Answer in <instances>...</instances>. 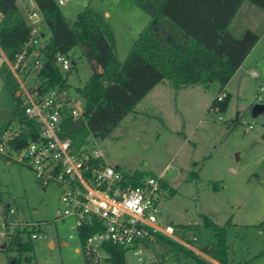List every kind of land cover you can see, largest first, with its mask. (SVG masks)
<instances>
[{
	"label": "rangeland",
	"instance_id": "1",
	"mask_svg": "<svg viewBox=\"0 0 264 264\" xmlns=\"http://www.w3.org/2000/svg\"><path fill=\"white\" fill-rule=\"evenodd\" d=\"M27 1H19L24 13ZM87 6L113 29L117 54L124 60L148 24V13L135 0H66L60 4L71 22ZM254 8L256 13L251 16L237 17L232 31L237 33V28L244 25L263 32L264 10L257 5ZM45 31L49 37L50 32ZM71 54L68 91L84 108L76 87L90 75V65L79 47L73 48ZM249 61L260 76L245 69L231 81L226 88L231 92L226 111L209 110L221 91L217 82L196 83L177 90L167 79L101 140L106 161L113 166L118 164L124 172H140L144 176L164 172L175 192L168 195L167 191L162 198L159 217L163 223L174 224L183 240L197 237L195 245L199 248L210 245L212 234L202 224L203 215L226 226L228 259L233 264L249 258L264 264V234L259 227L264 220V113L255 117L251 114L255 103H264V91L260 90L264 85V39ZM31 83L29 78L27 84ZM12 107L0 75L1 125L11 118ZM248 123L252 126L248 127ZM0 182L4 200L14 209L8 229L0 206V264H13L14 258H22L23 264H87L82 241L72 228L75 219H56L61 195L58 186H43L32 169L15 161L6 162L1 156ZM36 222H40L47 237L31 239L34 249L22 255L10 248L14 246V228L34 230ZM23 238L28 240L29 235L23 233ZM27 255H31L29 262L25 260ZM142 257L139 259L132 249L126 250L128 264H144L146 260L199 264L193 257L176 255L167 241H158Z\"/></svg>",
	"mask_w": 264,
	"mask_h": 264
},
{
	"label": "trees",
	"instance_id": "2",
	"mask_svg": "<svg viewBox=\"0 0 264 264\" xmlns=\"http://www.w3.org/2000/svg\"><path fill=\"white\" fill-rule=\"evenodd\" d=\"M34 1L43 16V33L45 30L50 32L49 37L45 35L46 42L40 48L42 67L35 81L39 93L44 95L54 89L68 91L71 70L63 72L57 66L58 53L72 59L71 51L79 47L90 65V75L82 85L76 87L78 97L84 101L82 116L74 119L66 108L62 112V133L69 135L76 145L83 144L90 135L98 140L108 137L158 83L167 79L177 90L191 84L217 82L220 93L225 91L226 95L223 100H213L209 110L226 111L231 99L226 86L260 37L252 29H246L241 36L234 35L230 29L233 18L246 0H135L136 5L150 18L126 58L121 60L113 29L92 7L87 6L70 22L58 0ZM248 1L264 10V0ZM0 12V49L13 62L25 47L31 27L18 0H0ZM0 75L13 106L11 118L4 125L0 120V134L6 129L25 124L27 128L10 142L12 147L19 149L29 138H37L41 129L27 116L20 83L5 60L0 64ZM0 156L8 160L2 154ZM143 177L144 174L133 172L131 180L136 184ZM162 185L168 195L175 192L165 178ZM0 206L4 223L9 229L14 213L10 203L3 198L1 182ZM202 224L211 232L213 240L208 247L200 248L221 264H233L228 259L226 226L218 225L207 215L202 216ZM183 227L191 228L187 225ZM259 227L264 234V220ZM34 230L16 226L11 233L14 246L10 248L17 249L21 255L32 251ZM41 230L39 226L37 231L44 233ZM90 231L93 230L80 233L82 242ZM23 233L29 235L28 240L23 238ZM158 241L169 242L176 255L193 257L199 264H215L160 233L156 234L155 241L149 247L154 248ZM107 250L110 253L108 264H128L127 249L109 243ZM25 260L29 262L31 255L25 256ZM13 264H23V259L14 258ZM144 264L162 262L146 261ZM236 264L252 263L244 260Z\"/></svg>",
	"mask_w": 264,
	"mask_h": 264
},
{
	"label": "built area",
	"instance_id": "3",
	"mask_svg": "<svg viewBox=\"0 0 264 264\" xmlns=\"http://www.w3.org/2000/svg\"><path fill=\"white\" fill-rule=\"evenodd\" d=\"M65 1L58 0L59 4ZM24 7L31 27L25 47L13 62L4 56L1 49L0 54L1 60L8 63L20 83L27 116L40 126L41 131L37 138H29L24 146L15 149L10 142L27 126L23 124L4 130L0 134V154L9 161L32 169L43 186L59 187L60 206L56 219L73 217L72 228L79 237L83 231L93 230L82 242L87 264H108L109 243L132 249L139 259H143L157 233L207 257L195 245L197 237L185 241L177 235L174 224L160 220V202L166 194L162 185L163 174L144 176L134 184L132 173H126L106 161L101 140L90 135L83 144L76 145L69 135L62 133L63 110L69 109L73 118L78 119L84 108L81 101L69 95L68 91L54 89L44 95L39 93L35 81L42 67L40 48L46 42L43 16L34 0L25 2ZM56 64L63 72H69L73 66L72 59L63 53L57 54ZM29 78L32 79L31 85L27 84ZM260 90L264 91V85ZM225 95V91L221 92L217 99L223 100ZM258 98L262 100L261 95ZM220 120H223L222 116ZM251 126L248 123V127ZM36 225L32 238L47 237L46 233L36 230L40 222Z\"/></svg>",
	"mask_w": 264,
	"mask_h": 264
},
{
	"label": "crops",
	"instance_id": "4",
	"mask_svg": "<svg viewBox=\"0 0 264 264\" xmlns=\"http://www.w3.org/2000/svg\"><path fill=\"white\" fill-rule=\"evenodd\" d=\"M19 1H21V0H18V4H19ZM28 2V1H27ZM35 2V1H34ZM250 3V4H249ZM255 5L256 4H254V3H251V2H249V1H245L243 4H242V6H241V8L238 10V12L236 13V15H235V17L233 18V20H232V22H231V24H230V29H231V31L233 30L232 28L233 27H236L235 26V20L237 19V17H239V15L241 16L242 15V17H244L245 18V16H251V14L253 13H256L255 12ZM20 6V5H19ZM20 8H21V6H20ZM260 8V7H259ZM22 9V8H21ZM24 9H25V7H24ZM25 14V13H24ZM105 14H108V12H105ZM25 17H26V15H25ZM149 18H150V16H149ZM71 22V21H70ZM43 28H44V20H43ZM251 28H253V27H245L244 25H243V27H241V25H240V27H238L237 29V33L236 32H234V31H232V33L234 34V35H236V36H241L243 33H244V31L246 30V29H251ZM253 30V29H252ZM255 31V30H254ZM45 35H46V33H45ZM259 35H260V37H259V40L257 41V43L254 45V47L252 48V50L250 51V53L247 55V57L245 58V60H244V62L242 63V65L237 69V71L235 72V74L233 75V77L231 78V80L229 81V83L227 84V86H226V88H227V90H228V86L230 85V83H231V81L241 72V71H243V70H245L246 69V71H249V72H251V74L252 75H254V76H256V77H258V76H260V74H259V72L256 70V69H252L253 68V64L252 63H249L248 64V62H250L249 61V59H250V57L252 56V53L255 51V49H257L259 46H260V43H262V41H263V39H264V30H263V32L262 33H259ZM116 40V39H115ZM134 44V43H133ZM131 49V48H130ZM130 51V50H129ZM252 61V60H251ZM161 83H158L137 105H139L140 103H142V101L153 91V90H155L156 88H157V86H159ZM185 87V86H184ZM68 93H69V91H68ZM229 93L231 94V92L229 91ZM70 94V93H69ZM71 95V94H70ZM230 104V103H229ZM229 107V106H228ZM237 119H238V116H237ZM5 160V159H4ZM6 162H10L9 160H5ZM116 166H118V164L116 165ZM163 174V176H164V172L162 173ZM161 175V174H160ZM53 242L52 241H50V244H52ZM64 244H67V242H64ZM4 246V245H3ZM201 249V248H200ZM78 250V249H77ZM149 251H151V250H153V248H150V249H148ZM202 250V249H201ZM203 251V250H202ZM204 252V251H203ZM205 253V252H204ZM206 254V253H205ZM207 255V254H206ZM205 258H207V259H210V261L211 262H213V263H215V264H221L219 261H217V260H215V259H213V258H211L209 255H207V257H205ZM247 260H250L251 261V263L252 264H258L257 263V261L256 260H254V259H251V258H249V259H247ZM147 261V260H146Z\"/></svg>",
	"mask_w": 264,
	"mask_h": 264
},
{
	"label": "water",
	"instance_id": "5",
	"mask_svg": "<svg viewBox=\"0 0 264 264\" xmlns=\"http://www.w3.org/2000/svg\"><path fill=\"white\" fill-rule=\"evenodd\" d=\"M261 113H264V103H255L251 109L252 116L255 117Z\"/></svg>",
	"mask_w": 264,
	"mask_h": 264
}]
</instances>
